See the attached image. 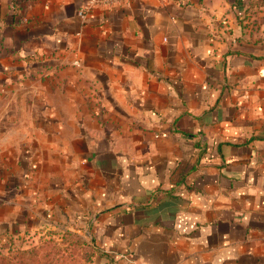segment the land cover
I'll list each match as a JSON object with an SVG mask.
<instances>
[{
  "label": "crops",
  "instance_id": "0c3cea01",
  "mask_svg": "<svg viewBox=\"0 0 264 264\" xmlns=\"http://www.w3.org/2000/svg\"><path fill=\"white\" fill-rule=\"evenodd\" d=\"M89 1L0 0V241L57 229L115 264H264V14L80 17Z\"/></svg>",
  "mask_w": 264,
  "mask_h": 264
},
{
  "label": "rangeland",
  "instance_id": "374dc122",
  "mask_svg": "<svg viewBox=\"0 0 264 264\" xmlns=\"http://www.w3.org/2000/svg\"><path fill=\"white\" fill-rule=\"evenodd\" d=\"M241 19L256 22L264 14V0H232ZM86 236L64 230H44L0 241V264H115L94 249Z\"/></svg>",
  "mask_w": 264,
  "mask_h": 264
},
{
  "label": "built area",
  "instance_id": "2783aa9c",
  "mask_svg": "<svg viewBox=\"0 0 264 264\" xmlns=\"http://www.w3.org/2000/svg\"><path fill=\"white\" fill-rule=\"evenodd\" d=\"M130 0H90L88 5L83 6L79 11L80 17H85L86 14L97 7H113L126 5Z\"/></svg>",
  "mask_w": 264,
  "mask_h": 264
}]
</instances>
